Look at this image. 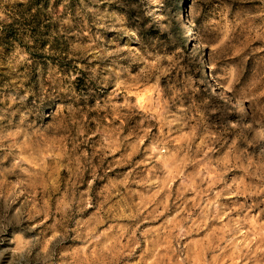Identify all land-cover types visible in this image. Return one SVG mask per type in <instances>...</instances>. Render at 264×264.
I'll list each match as a JSON object with an SVG mask.
<instances>
[{
    "label": "rangeland",
    "instance_id": "1",
    "mask_svg": "<svg viewBox=\"0 0 264 264\" xmlns=\"http://www.w3.org/2000/svg\"><path fill=\"white\" fill-rule=\"evenodd\" d=\"M0 185L67 264H264V0H0Z\"/></svg>",
    "mask_w": 264,
    "mask_h": 264
},
{
    "label": "clouds",
    "instance_id": "2",
    "mask_svg": "<svg viewBox=\"0 0 264 264\" xmlns=\"http://www.w3.org/2000/svg\"><path fill=\"white\" fill-rule=\"evenodd\" d=\"M17 187L19 185L13 186L8 195H12ZM22 194L16 193L17 196ZM0 198L7 199L2 185H0ZM25 204L27 205V201ZM16 213L17 215L12 219L6 220L7 210L0 212V264H67L61 255L66 237L61 230L60 221L48 225L46 207H37L35 201L27 206L25 211L17 209ZM38 217L43 218L37 219ZM25 221L28 223L25 224ZM9 227L21 228L22 233H33V235L25 238L23 234H17L12 241L15 247H8L5 232Z\"/></svg>",
    "mask_w": 264,
    "mask_h": 264
},
{
    "label": "bare ground",
    "instance_id": "3",
    "mask_svg": "<svg viewBox=\"0 0 264 264\" xmlns=\"http://www.w3.org/2000/svg\"><path fill=\"white\" fill-rule=\"evenodd\" d=\"M192 30H193V28H192ZM195 33V32H194ZM191 34V33H190ZM190 34H189V36H190ZM191 35H193V34H191ZM195 37V36H194ZM194 39V38H193ZM191 40H192V38H191ZM194 41V40H193ZM212 76V75H211ZM212 78V77H211Z\"/></svg>",
    "mask_w": 264,
    "mask_h": 264
}]
</instances>
